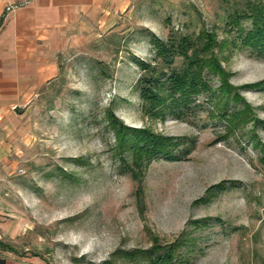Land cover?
Returning a JSON list of instances; mask_svg holds the SVG:
<instances>
[{"label":"rangeland","instance_id":"374dc122","mask_svg":"<svg viewBox=\"0 0 264 264\" xmlns=\"http://www.w3.org/2000/svg\"><path fill=\"white\" fill-rule=\"evenodd\" d=\"M249 1L264 6L102 0L104 25L60 45L57 79L20 109L18 133L5 138L14 148L0 171V260L148 264L116 254L158 241L179 242L187 264H264V86L244 88L264 82V54L244 46L251 20L230 25ZM202 33L217 36L223 79L211 76L213 92L189 109L150 117L133 58L157 62L152 37ZM182 66L178 57L172 68ZM223 84L233 88L227 101ZM108 110L127 128L172 139L179 160L158 158L134 180Z\"/></svg>","mask_w":264,"mask_h":264},{"label":"trees","instance_id":"16d2710c","mask_svg":"<svg viewBox=\"0 0 264 264\" xmlns=\"http://www.w3.org/2000/svg\"><path fill=\"white\" fill-rule=\"evenodd\" d=\"M233 16L236 20L231 21L230 25L240 27V19L251 20V29L243 37L244 46L264 54V6L249 1L242 11H234ZM240 30L243 31V28ZM151 44L156 50V63L133 58V62L142 71L137 81V90L143 101L144 112L150 117L164 120L168 112L189 109L199 96L213 92L210 86L211 76H219L222 79L224 77L221 63L218 57L214 56V49L218 46L215 33H202L197 38L172 35L167 43L152 37ZM224 46H227V41L221 44V47ZM178 57L183 59L180 70L172 68ZM226 85L223 84L221 94L227 101L233 88ZM261 86H264V82L244 88L255 89ZM235 96L239 100V96ZM235 118L238 117L234 115L233 119ZM106 120L114 130L118 150L131 160L129 163L125 160L123 162L125 170L132 172L134 180L138 181L142 171L158 158L179 160L174 155L179 144L172 139L154 135L147 130L127 128L116 119L111 110L106 112ZM0 248L4 249L1 242ZM179 248V242L164 246L155 241L150 250L137 253L119 252L116 258L131 263L147 261L148 264H187L182 262L180 255L177 254ZM0 264H6V260H0Z\"/></svg>","mask_w":264,"mask_h":264},{"label":"crops","instance_id":"0c3cea01","mask_svg":"<svg viewBox=\"0 0 264 264\" xmlns=\"http://www.w3.org/2000/svg\"><path fill=\"white\" fill-rule=\"evenodd\" d=\"M101 3L0 0V171L6 168L5 152L14 148L6 139L18 133L20 109L57 79L60 45L104 25Z\"/></svg>","mask_w":264,"mask_h":264}]
</instances>
